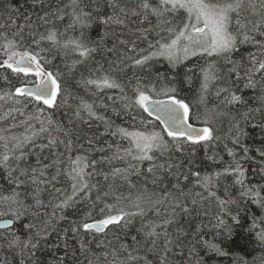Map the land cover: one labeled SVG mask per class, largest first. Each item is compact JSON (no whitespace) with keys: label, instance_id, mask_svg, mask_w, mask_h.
Wrapping results in <instances>:
<instances>
[{"label":"trees","instance_id":"trees-1","mask_svg":"<svg viewBox=\"0 0 264 264\" xmlns=\"http://www.w3.org/2000/svg\"><path fill=\"white\" fill-rule=\"evenodd\" d=\"M114 2L129 13L125 18L119 8L116 9V14L125 19L124 25L100 22L114 15L113 0H77V11L92 12L91 26L83 31L89 46L97 49L83 64L78 63L73 68V62L79 59L78 54L53 47L47 41L41 42L39 47L31 45V49L43 58L42 64L48 61L44 66L57 76L64 89L56 96L53 107L32 97H18L22 101L20 104L7 97L0 100V117H3L0 119V136L23 138L36 134L34 145L22 149L24 157L18 161L10 159L7 167L2 162L4 141H0V196L17 191L24 205L20 208L24 215L15 220L12 213L19 206L0 201V212L6 213L0 219L13 221L7 228L0 227V264H21V261L23 264H59L61 258L63 264H145V260L160 264L165 247L170 249L166 264H264V242L257 235L264 231V157L260 155L264 151V103L260 99L264 95V79H260L261 74L258 73L256 88L244 87L247 82L245 72L251 68V57L264 58V36L249 31L252 26L250 21L258 20L259 15H253L251 10L242 13L241 22L248 25V29L242 31H247L255 39L239 44L238 50L231 56L241 64L239 75L242 79L237 80L234 74L228 72L232 66L223 57L207 54L191 55L172 62L164 56H157L143 68L127 59L123 63H110L124 56H143L155 51L148 47L149 43H163L170 36L162 28L180 24L183 20V14H169L167 19L171 25H163L153 16L144 20L142 9L138 7L141 0ZM256 2L259 3V0ZM58 9L62 10V20L56 19ZM132 9L141 14L132 16ZM72 10V0H0V25H5L0 32L11 35L22 28L24 44H30V34L35 33V38L39 39L40 33L51 28L62 33L61 40L76 38L82 29L79 26L69 27ZM46 13L50 14L46 17L50 21L47 25L39 19ZM158 24L161 26L157 27ZM144 29L149 30L147 39L138 40L141 34L138 30ZM240 39L243 37L240 36ZM121 40H135L137 53L127 51L119 43ZM113 48L115 51H108ZM141 49L145 51L141 52ZM5 58L0 49V61ZM210 66L218 70L220 78L210 82L207 91H204V72L201 69H209ZM9 72L0 69V95L38 80V76L18 78ZM105 75L115 79L123 92L120 88H97L83 83L84 80L99 79ZM5 76L8 80L4 79ZM138 80L142 85L155 86L156 92L149 93L151 98L166 99L175 95L188 103L190 122L211 128L215 139L210 143L200 141L196 145L184 137L173 141L160 122L138 106H132L135 99L133 88ZM173 87L176 92L166 95V90ZM224 88L241 96L245 103L228 104V92L220 91ZM122 96L128 99L122 100ZM83 104L92 105L96 115L89 116ZM125 104L129 107L125 108ZM100 116L111 121L112 126L106 128L104 121L96 118ZM49 119L53 121L51 125L48 124ZM40 121H44L46 131H40ZM117 126L147 135L159 132L168 144L169 151L163 155L150 153L154 156L153 161L145 160L138 164V173L129 176L134 188L119 178L112 180L110 177L105 181L99 174L108 173L113 168H127L129 162L120 160L98 163L95 169L89 168L87 171L97 173L89 178V183L96 187L88 197L81 193L70 207L63 209L56 206L72 194L66 176H59L53 184L31 183V169H41L57 156L64 161L61 167L66 169L69 156H87L90 160L100 161L102 157H111L117 145L123 154L122 150L129 144L118 134L112 135ZM65 132L72 140L70 149H66L64 144H57L40 151L38 145L47 144L49 138L65 140ZM237 136L238 143L234 142ZM89 139L93 142L91 146L87 143ZM176 143L181 145L179 150L174 146ZM101 148L105 151L96 150ZM229 150L234 155H229ZM19 154L20 150H17L15 155ZM37 158L40 159L39 164ZM237 162L244 170L243 187L236 182L238 174L231 171ZM131 163L137 164L136 161ZM153 165L157 166L155 175L147 171ZM13 169L15 171L10 178L8 173ZM19 169L27 170L29 176H19ZM225 169L229 171L225 172ZM196 173L200 174L199 177ZM217 173L220 175L217 176ZM52 175H55L54 167L48 168L43 178L50 180ZM18 176L25 181L19 187L16 184ZM205 176L213 179L208 187L198 182ZM37 187L40 192L36 199L42 201L39 206L33 198ZM250 188L254 189L252 194L241 195ZM104 192L110 194L104 196ZM211 192L215 196L210 195ZM97 195L101 199L97 200ZM137 196L144 199L137 200ZM254 198L260 203L254 202ZM221 200L227 202L223 207L219 203ZM137 203L140 207H136ZM185 207L188 212L183 211ZM142 209L144 214L140 215ZM121 210L132 214L121 221L122 226L108 225L104 231L91 229L87 232L82 228L83 223L102 221L109 215H119ZM167 220L172 223L166 224ZM219 220H223L224 224H220ZM125 221L127 224L123 226ZM29 224L33 225L31 231L26 227ZM74 226H79L80 231L72 232ZM151 227H156V232L160 234L155 246L145 237ZM165 231L167 239H172L173 244L165 245ZM13 233L21 241L31 238L37 247L23 251L18 247H9ZM133 237L136 239L133 240ZM81 242L84 243L83 249ZM212 245L225 255L218 254Z\"/></svg>","mask_w":264,"mask_h":264},{"label":"snow or ice","instance_id":"snow-or-ice-1","mask_svg":"<svg viewBox=\"0 0 264 264\" xmlns=\"http://www.w3.org/2000/svg\"><path fill=\"white\" fill-rule=\"evenodd\" d=\"M73 10L70 16L71 23L69 24L70 28H75L79 26L82 31L79 37L70 38L61 40L59 37L62 33H59L57 29L51 28L46 30L44 33L39 34V39L35 38V33L30 34V44H24L25 37L23 35V29L19 28L16 32L9 35L8 32H0V40L3 41L0 44V49L3 50V54L6 57L0 61V69L9 71L10 75H15L18 78L27 77L29 75L41 77L38 84L35 85V90L26 89L23 86L16 87L14 91H9L4 95H0V100H5L7 97L11 99L13 103L20 104L22 101L18 97H32L37 102H42L49 107L54 106V101L58 94H62L64 89L62 84L58 82L57 76L52 72L47 71L45 64L48 61H44L42 64L43 58L40 54L31 49V45L39 47L41 42L47 41L53 47L62 48L65 50H70L74 54H78L79 59L73 62V68L76 64H83L84 61L92 56L93 53L97 51L96 48L90 47L89 42L85 36L84 29H87L91 26L92 21V12H85L83 9L78 8L77 0H72ZM113 8L114 15L108 16L106 19L100 20L101 23L108 25L110 23L124 25L125 19L121 18L120 15L116 14V9L119 8V12L123 14L126 18L128 12L119 7L117 3L114 2L111 4ZM142 9L143 18L147 20L149 16L157 18L163 25H171V21L167 19L169 14H183L182 23L177 25H172L169 27L162 28L163 31L170 33V36L161 43L157 41L156 44L149 43L148 47L150 49H155V51L149 52L147 55L143 56H124L117 62L110 63H123L125 59L132 60L133 64L139 68H143L148 64L153 58L157 56H164L170 62L178 60L180 57L178 53H183L184 57L187 58L189 54L196 56L201 54H207L208 56H217L223 57L225 61L230 64L232 67L228 69L230 74H234L237 80L242 79L239 75L241 64L239 61L231 59V56L234 52L238 50V45L245 42L254 41V36H249L247 31H242L248 29V25L241 22L242 13L251 10L253 15H259V19L251 22L252 24L251 31L252 33H259L261 36H264V0H259V3L256 0H141V3L138 6ZM62 12L61 9H58L55 13L56 19L62 20L63 16L60 15ZM141 13H138L135 9L131 10L132 16H138ZM50 15L48 13L45 16L39 17L45 25L50 21L46 17ZM161 24H158L157 27H160ZM5 25H0V28H4ZM140 35L137 37L138 40H146V33L148 29L138 30ZM159 35V33H157ZM240 36L243 39H240ZM163 39V38H162ZM119 43L127 49V51L132 53H137L136 41L130 40L125 41L121 40ZM129 44L131 47H128ZM264 47V45H262ZM43 51V49H41ZM109 52L115 51V49H108ZM141 52L145 51L144 49L140 50ZM251 68L245 72L246 83L244 87L254 89L257 86V74L260 75V79H264V58H257L252 56L250 60ZM72 68L69 69L71 71ZM204 72V84L202 89L207 91L208 85L210 82L219 79L217 72L218 70L214 66H210L209 69H201ZM5 80H8V76L4 77ZM86 85H95L97 88H120L123 92V88L115 79H112L111 76L105 75L99 79H87L83 81ZM220 91L228 92V97H226V102L228 104H243L245 103L241 96L231 92L229 89L224 88ZM135 94V99L132 101V106L143 109L144 112H147L150 116L153 111L159 109L163 111L167 120H161V123L166 124L165 132L167 136L172 137L173 141H178L180 137H184L186 140L191 141L193 145L199 144L200 141L212 142L215 137L213 136V130L211 128H204L202 130L193 129L192 132H184L179 130L180 126L187 124L189 121L190 106L182 99H178L175 95H169L167 101H152L150 92H156L155 86L142 85L140 81H137L136 86L133 88ZM176 89L169 88L166 90L165 94L175 93ZM219 94V92L217 93ZM122 100H127L126 96L121 97ZM203 100V97L201 98ZM261 102L264 103V95L260 97ZM154 104L155 108L152 110L149 109V104ZM129 105L125 104V108H128ZM83 109L87 110L89 116H95V112L92 110V105L83 104ZM259 111V109H256ZM79 116V111L76 113ZM119 115V113H117ZM247 115V114H245ZM3 117H0L2 119ZM99 120L104 121L106 128L112 126L111 121L105 120L103 116L96 117ZM157 119H160L159 115ZM42 127L41 132L46 131L43 127L44 121H40ZM53 121L48 120V124L51 125ZM190 127V125H189ZM238 127V126H237ZM173 128L177 130H173ZM62 131V129H61ZM119 135L122 139L128 141L129 146L122 150L119 145L116 146V151L111 157H102L100 161L90 160L87 156H76L67 158V168L64 169L61 165L64 164V161L57 156L51 164H44L41 169L32 168L31 169V183L34 185L39 184H53L59 176L64 175L70 181V187L72 194L67 196L66 199L56 207L61 209L70 207L71 203L75 201V198L81 193L84 194V197H88L93 188L96 185L89 183V178L97 174L95 172L87 171L89 168L95 169L98 163H111L112 160L128 161L127 168H113L110 172L104 173L100 172L99 174L103 176L105 181H108L111 177L112 180L117 178L124 180L126 183H129L130 187H135L134 184H131L129 181V176L132 174L138 173V164L145 160L153 161L154 156L150 153L159 152L163 155L166 151H169L168 144L164 141L163 136L160 133H152L147 135L139 131H129L127 128L116 127V131L112 135ZM242 134V131H241ZM26 136L23 138L12 136V137H3L0 136V141H4L3 148L5 149V154L2 157V162L5 167L8 166V161L10 159L20 160L24 157L25 153L22 151L27 145H34V136ZM66 139L58 140L56 138H49L47 144L38 145L40 151H43L45 148L54 147L57 144H64L66 149H70L72 145V140L69 136V133H64ZM239 136L236 137L234 142L238 143ZM88 145H92V140L87 141ZM11 144V148L9 145ZM175 148L180 149L181 145L176 143ZM83 147V145H81ZM111 148V145L108 146ZM20 150L19 155H15V152ZM97 151L104 152L105 149H96ZM247 149H245V152ZM11 153V155L9 154ZM229 155H234V153L229 150ZM261 157H264V151L260 152ZM131 161H136L137 164H132ZM40 163V159L37 158V164ZM55 168V175L51 176V179L48 180L43 178L46 176V170L48 168ZM156 165L149 167L147 171L155 175L154 169ZM160 168H163L164 165H159ZM12 171L10 170L8 175L11 178ZM229 169H225V172H228ZM231 171L238 174L237 183L244 186V170L241 165L237 162L235 168ZM38 173V176H37ZM199 177V173L195 174ZM217 176L220 173L216 174ZM19 176H29V172L25 169H19ZM19 176L16 179L17 187L24 184L25 181L20 180ZM43 178V179H42ZM202 183L205 187H208L213 183L212 177L205 176L202 180L198 181ZM179 186L177 185V188ZM60 191L59 189H56ZM40 189L37 187L33 198L39 195ZM254 192V189H248L246 192H242L241 195H250ZM109 192H104V196H108ZM210 195L215 196L214 192H211ZM259 194L257 193L256 196ZM97 200L101 199L99 195L96 197ZM121 199V197H117ZM144 199L143 196H137V200ZM0 201L7 202L9 205L15 204L19 207L15 212L12 213V216L15 220H19L24 212L20 210L23 208V201L20 200V193L13 191L11 195L0 196ZM254 202L260 203L259 199L254 198ZM193 204L196 203L195 200L192 201ZM220 205L223 207L226 201H219ZM36 204L39 206L42 204V201L36 199ZM180 205H177L179 207ZM136 207H140L137 203ZM26 210V209H25ZM184 212L189 210L185 207L183 208ZM140 215L144 214L143 209L139 213ZM6 215L5 212H0V216ZM132 214L123 212L121 210L119 215H109L106 219L99 221L97 224L83 223L82 228L85 232L95 228L97 231H103V228L108 225L122 226L121 221L124 220L126 216ZM13 221H5L4 224L0 227H9ZM166 224L172 223L171 220L165 221ZM220 224H224L223 220H219ZM127 221L123 226H126ZM29 231L33 228V225L29 224L26 226ZM72 232L80 231L79 226H74L71 228ZM13 239L9 242V247H18L22 251L24 249H35L37 245L32 242V239L29 238L27 241H21L15 233L12 234ZM37 236L40 233H36ZM159 233L156 232V227H151V230L145 233V237L149 239L153 246L156 244V239L159 238ZM165 245L173 244L172 239H167V232L164 233ZM258 238L264 242V231H261L257 234ZM136 237H133L135 240ZM81 249L84 248V243L81 242ZM215 251L220 255H225L219 248L215 245L211 246ZM170 252V249L164 248V256L160 259V264H166L167 254ZM23 264V261H21ZM59 264H63V259L61 258ZM145 264H151L150 261L145 260Z\"/></svg>","mask_w":264,"mask_h":264},{"label":"water","instance_id":"water-1","mask_svg":"<svg viewBox=\"0 0 264 264\" xmlns=\"http://www.w3.org/2000/svg\"><path fill=\"white\" fill-rule=\"evenodd\" d=\"M38 82H34V83H31V84H27L24 86V88L26 89H32V90H35V85L38 84ZM152 101H156V100H160V101H167L168 98L166 99H156V98H151ZM153 108H155V105L154 104H149V109L152 110ZM159 115L160 119H157V116ZM151 117L155 120H157L158 122L161 123V120H167V116L166 114L163 112V111H160L159 109H156V111H153ZM161 125L163 126V128L165 129L166 128V124L164 123H161ZM190 125V127H189ZM206 127L204 126H201V125H197V124H193L192 122H190V120L188 121L187 124H183L180 126V129L181 131H184V132H192L193 129H196V130H202ZM173 130H177L175 128H173ZM11 219H0V225L4 224L5 221H10ZM12 221V220H11ZM99 221H94V222H91L89 224H97ZM94 230H96L95 228H93ZM106 229V227L103 228V231ZM97 231V230H96Z\"/></svg>","mask_w":264,"mask_h":264},{"label":"rangeland","instance_id":"rangeland-1","mask_svg":"<svg viewBox=\"0 0 264 264\" xmlns=\"http://www.w3.org/2000/svg\"><path fill=\"white\" fill-rule=\"evenodd\" d=\"M177 55H178L180 58H185V57H184V54H183L182 52H181V53H178ZM188 56H191V54H189ZM40 79H41V77H38L37 82L40 81ZM23 87H24V85H23ZM155 133H159V132H155ZM160 134H161V133H160ZM161 135H162V134H161Z\"/></svg>","mask_w":264,"mask_h":264}]
</instances>
